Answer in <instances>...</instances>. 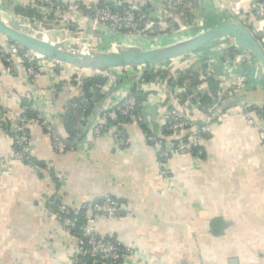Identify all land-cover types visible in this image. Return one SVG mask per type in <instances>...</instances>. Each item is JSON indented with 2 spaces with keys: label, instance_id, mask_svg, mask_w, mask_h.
Masks as SVG:
<instances>
[{
  "label": "crops",
  "instance_id": "crops-1",
  "mask_svg": "<svg viewBox=\"0 0 264 264\" xmlns=\"http://www.w3.org/2000/svg\"><path fill=\"white\" fill-rule=\"evenodd\" d=\"M171 1L157 2L153 11L157 22L144 33L152 34L149 39L167 38L172 44L176 40L171 25L166 23L168 18L178 26L180 22L184 26L194 22L212 26L228 20L230 8L237 2L186 0V9L173 10L160 22L162 6ZM20 4L27 6L28 0H0V17L12 20L16 16L13 10ZM243 9V18L253 23L258 12H264V0L247 2ZM186 12L192 16L191 22ZM90 28L91 24L85 23L82 37L94 39L92 49L99 52L113 51L109 45L113 38L125 37L103 30L91 36ZM74 43L77 47L80 42ZM11 44L0 34L1 48L8 51ZM65 45L69 46V40ZM74 74H80L78 68L62 64L59 72L46 70L29 82L22 65L13 69L0 58V264H74L71 252L77 238L49 212L56 204L75 208L107 197L123 202L127 214L98 218L96 232L133 250L128 264H264V143L259 130L242 115L245 104L264 105V75L255 60L248 68L240 66L231 76L232 81L246 76L248 91L229 98L227 102L237 101L231 108L221 106L216 110L215 115L224 112V118H217L218 123L203 143L202 156L172 157L166 175L161 170L158 149L146 141L147 133L141 125L124 126L133 144L130 147H118L109 136L91 140L100 109L130 94L133 76H122L115 86L103 91L107 100L79 134L91 124L83 147L58 154L44 129L31 120L28 132L32 160L43 167L14 158L18 134L14 115L21 112L23 101L36 92L41 110L54 119L61 133L58 116L70 100L81 97V88L71 83ZM178 86L182 96L191 89L186 83ZM204 91L199 85L191 94ZM169 101L171 107L176 106L175 98ZM156 106L153 100L143 109L144 126L151 134L158 133L154 128L160 117ZM3 117L10 121L13 137L6 132Z\"/></svg>",
  "mask_w": 264,
  "mask_h": 264
},
{
  "label": "built area",
  "instance_id": "built-area-1",
  "mask_svg": "<svg viewBox=\"0 0 264 264\" xmlns=\"http://www.w3.org/2000/svg\"><path fill=\"white\" fill-rule=\"evenodd\" d=\"M158 1L136 0L124 3L123 0H79L78 3H75L66 0H28L27 6L42 16L41 23L53 24L55 26L56 22H59V25L55 26V29L64 35V44L66 40H69L68 47L72 46L73 48L74 42L79 41V47L85 49L88 41L87 38L84 40L82 37V34L85 33L83 31L85 23L91 24V32H88L90 35L97 30H103L106 33L126 35L127 38H132L134 35L140 36L155 25L153 11ZM251 1L253 0H237L230 8L228 20L247 26V20L243 18V5ZM187 7L186 0L171 1L162 6V13L158 15V20L161 22V18L166 19L169 17L171 11L183 10ZM257 19V25L252 30V33L258 38L264 49V12H258ZM143 21L146 27L141 29ZM70 32L73 33V36H70ZM90 35L88 38L92 36ZM222 41H232L233 44L228 42L230 43L228 50L231 48L238 49L237 55L243 61L239 62L237 58L222 60L228 50L225 51V54L219 60L214 58L204 61L205 68L201 71V80L219 77L224 79L219 87L218 96L214 99L207 114H201L198 111L199 103L197 96L201 92L191 94L182 103L180 100L182 96L179 91L180 87L176 83L174 85L168 83L171 78H173L174 82L180 78V74L177 72L178 68L186 67L182 71V74H186L193 64L185 62L186 64L179 65L178 63V65L175 64L169 70L167 68H158V70L169 72L170 76L167 78L155 76L151 80L148 79L147 74H154L159 64L134 65L109 70H85L78 68L80 72L78 75L79 79L76 80L78 84H80L82 78L86 79L89 74H96L107 78L108 83L102 89L103 91H107L110 87L115 86L122 76H133L134 89L141 92L145 97V100L139 104L137 96L131 92L121 102L112 106L102 107L97 119L93 122L91 140L95 142L101 137L109 136L118 147L132 146L133 144L127 137L124 126L128 124L145 125L143 109L149 101L155 100L160 114V127L157 134H147L146 141L158 149L162 173L164 175L167 174V164L174 156L187 155L193 156L196 159L200 158L203 153V143L207 136L212 133L215 124L218 123L217 118L219 120L224 118V112H219L215 115L216 110L214 111V108L219 103H226L229 98L248 91L249 85H247L246 76H238L236 81H232L231 76L233 73L242 65H245L246 68L253 65L254 60L263 73L260 63L251 56L250 52L239 48L234 39L226 38L218 42ZM57 42H59V39H57ZM96 45H98V42ZM113 45L111 48H113ZM226 46L228 45L224 47ZM0 58L13 69H16L19 64L22 65L25 78L29 82H34L35 78L39 74L45 73L46 70L52 74L59 72L63 64L26 49L15 42L11 44L8 51L0 47ZM219 61H222V63H219ZM174 69H176V73L172 72ZM73 86L77 87L76 85ZM201 88L204 89L203 85ZM171 98L177 100L174 107H171L169 101ZM28 101L29 105L23 107L20 113L14 115L15 127L18 132L14 158L27 164L32 161L31 138L28 132L31 121L25 116L27 110L37 114L35 120L51 139L54 149L58 154L74 152L77 146L67 145L61 140L56 130L54 119L47 117L41 110L36 92L32 94ZM85 102H81L82 105L77 107L85 106ZM263 107L264 105L260 103L245 104L243 105L242 115L251 127L259 130L260 138L264 143ZM126 213L127 208L123 202L107 197L75 208H70L60 203L57 208L49 212V215L54 220L62 223L70 232L75 233L77 245L71 252V261L74 264H128L134 255L133 250L124 247L116 240L102 238L96 232L98 218H121Z\"/></svg>",
  "mask_w": 264,
  "mask_h": 264
},
{
  "label": "water",
  "instance_id": "water-1",
  "mask_svg": "<svg viewBox=\"0 0 264 264\" xmlns=\"http://www.w3.org/2000/svg\"><path fill=\"white\" fill-rule=\"evenodd\" d=\"M23 20L24 19L21 21ZM30 22L33 23V21ZM23 24L24 22H21V26L19 27H16L13 24H6L0 17V34L8 38L10 41L18 43L26 49L39 53L48 59L59 61L79 69L109 70L134 65L160 64L188 55L210 43L230 38L234 39L239 48L249 51L254 56L262 66L264 74V49L260 41L252 33L251 28L231 20L218 23L189 39L178 43H172L164 47L144 49L138 46L120 45L117 47L118 52H99L92 49L93 51L91 50L88 53L66 46L62 41L64 37L59 39L62 44L59 43L53 45L43 42L34 37L32 29H26ZM58 25L59 22H56L55 26ZM44 27L49 31L48 36L50 37V40L56 42L58 38L55 36L59 34V31L53 30V25L45 24ZM235 103H237V101L219 103L214 108V111L221 106H223L224 109H229ZM153 112H156V108L153 109ZM199 123L203 124L202 122ZM90 127L91 124L86 132H88ZM154 128L157 133L159 130V124H155ZM86 132L73 141L65 139L59 132L58 133L65 144L83 147L81 146V143L86 137Z\"/></svg>",
  "mask_w": 264,
  "mask_h": 264
},
{
  "label": "trees",
  "instance_id": "trees-1",
  "mask_svg": "<svg viewBox=\"0 0 264 264\" xmlns=\"http://www.w3.org/2000/svg\"><path fill=\"white\" fill-rule=\"evenodd\" d=\"M260 1V0H259ZM78 3V2H75ZM13 13L16 16L25 17L27 19H34L37 21H41L43 18L40 16L35 10L30 8L29 6H22L19 5L13 10ZM185 16H187L188 21L191 22L192 16L189 13H185ZM51 20V19H49ZM155 22H157L155 20ZM188 22V23H189ZM258 19L256 18V21L253 23H248V27L252 30L257 25ZM145 23L144 21L141 23V29L144 27ZM177 28V27H176ZM167 32V31H165ZM147 37H152V34L147 33ZM14 43V42H12ZM239 50L236 48H231L226 52V54L223 56L222 60L226 59H235V56H237ZM186 67H180L178 68L177 72L180 74V78L174 82L173 78L169 79L168 83L171 85H174L175 83L177 85H180L181 83L186 85H189V88H191L188 91V96L191 95V90L194 87H198L199 85L204 88V93H200L197 96L199 108L198 111L201 114H207L208 111L211 108V105L214 101V99L218 96L219 87L222 82L214 79L209 80H201L200 74L201 71L205 68L204 60L200 62L199 66H193L192 68H189L186 74H182L183 69ZM181 72V73H180ZM155 76H163L164 78H167L170 76V73L167 71L157 70L154 74H147L148 79L151 80V78H155ZM71 83L73 85H76L77 87L81 88V97L80 98H74L70 100V102L67 103L66 107L64 108L63 112L58 116V123L62 125L63 130L60 133L65 139L69 141L75 140L79 134L81 133L82 127L86 125V122H89V120L93 117L95 112L98 108L102 107V102L107 100L106 93L103 92V87L107 85L108 80L107 78L96 75V74H89V76L83 80V78L80 81V84L76 81L79 79V76L74 74L72 75ZM132 93L137 96V100L140 103H142L145 99L143 94L139 91H136L135 89L132 90ZM181 96L180 100L181 102H185L188 96ZM185 99V100H184ZM193 99V98H192ZM196 100V98H195ZM85 102V106L78 108L77 106H81V102ZM194 102V100H192ZM29 101L25 99L22 103V107L28 106ZM264 111V107H263ZM25 116L31 121L35 120L37 117V114L33 111L27 110L25 113ZM3 126L6 129V132L10 136H14L11 132V123L8 120H3ZM144 128V131H146L147 134H151L146 128V126H142ZM17 140H18V134H17ZM33 164L35 163L33 160L31 161ZM37 167H43L37 164H34ZM112 198V197H111ZM117 200V199H116ZM58 204H56L57 208ZM53 208V209H55ZM127 208V207H126ZM127 214V213H126ZM125 214V215H126ZM124 215V216H125ZM73 233V232H72ZM75 234V233H73ZM108 240H115L114 238H105Z\"/></svg>",
  "mask_w": 264,
  "mask_h": 264
},
{
  "label": "rangeland",
  "instance_id": "rangeland-1",
  "mask_svg": "<svg viewBox=\"0 0 264 264\" xmlns=\"http://www.w3.org/2000/svg\"><path fill=\"white\" fill-rule=\"evenodd\" d=\"M12 17H13L12 20L7 19V18H6V20L11 21L12 24L15 25L16 27L21 26V22H24L23 25L25 27L28 26V28L32 29L33 33H35L36 36L40 40H42V41L45 40L46 42H49V40L46 39V38H49V36H48L49 31H47L44 27V25L46 23H41L40 21H37L34 19H27L25 17H20V16L19 17L18 16H12ZM22 19H24V20L21 21ZM30 21H33V23H31ZM166 23H169L171 25V27H172L171 30H173V37H174L173 40H176V41H178V40L184 41L186 39H189L190 37L195 36L196 34L202 32V31L206 30L207 28L211 27L210 26L211 24L208 22L207 23L206 22H201V23L194 22V23H191V25L189 23V24H186L185 26L183 25L182 22H180L179 23L180 26H178L177 22H173L170 18H168V21H166ZM51 25H53V24H51ZM214 25L215 24H213L212 26H214ZM166 26H169V25L167 24ZM176 26H177V28H176ZM145 27L146 26H144V28ZM28 28H26V29H28ZM55 28L56 27L54 26L53 30L57 31V29H55ZM148 31L149 30H147L146 32H148ZM115 35H118V34H115ZM122 36H124V35H122ZM137 36L138 35H134L132 38H127L125 35V37H123V39H121V40L117 39V38L114 40V38H113L111 44H109V45H110V47H112L113 44H114L113 47H118L120 45H126V44L127 45H137V46L139 45V47H142L144 49H152V48L164 47V46L170 45L169 39H167V38H164L163 40H161L162 38H153V39L150 38L149 39L144 34L138 36L139 38ZM55 37L58 39H61V37H64V35L59 32V34H57ZM63 40H64V38H63ZM93 40L94 39H90L87 41V44H86L87 47L85 49H83L82 47L80 48L79 44H77L78 46L76 45L77 47L73 46V48L78 50V51L87 50L88 52H90L92 50V45L96 42L95 40H94L95 42ZM228 42H231V44H233L232 41H222V42L217 41L214 43H210L208 45H205L204 47L197 49L196 51H194L188 55H185L183 57H180V58H177L174 60L167 61L168 63L170 62L169 64L167 62H166L167 64L166 63H160L159 65H157L159 67H156V68H157V70H158V68H163V69L167 68V70H169L170 68L174 67L175 64L178 62H187V64L188 63L196 64V63L200 62L201 60H204V61L205 60H212L214 58L215 59L217 58L219 60V58L225 54V51L228 50L229 44H230ZM83 43H86V42H83ZM56 44H58V42L54 43V45H56ZM225 45H228V46L224 47ZM210 52H211V55H209ZM251 56L254 58L253 55H251ZM236 58L239 60V62L243 61V59H241V57L238 55L235 56V59ZM63 64H65V63H63ZM182 64H186V63H182ZM172 72L176 73V69H174Z\"/></svg>",
  "mask_w": 264,
  "mask_h": 264
},
{
  "label": "bare ground",
  "instance_id": "bare-ground-1",
  "mask_svg": "<svg viewBox=\"0 0 264 264\" xmlns=\"http://www.w3.org/2000/svg\"><path fill=\"white\" fill-rule=\"evenodd\" d=\"M3 19V18H2ZM3 21L6 23V24H12V22H10V21H7V20H5V19H3ZM201 33V32H200ZM42 34V33H41ZM47 34V33H46ZM199 34V33H198ZM34 37H36L37 39H39L37 36H36V34L34 33ZM40 40V39H39ZM49 42H46V43H50V44H53L54 45V43H57V41L56 42H52L51 40H50V37H49ZM42 41V40H41ZM43 42H45V41H43ZM178 42H181V40H178V41H176V42H174V43H178ZM62 44L60 41L58 42V44ZM112 52H118L117 51V47H113L112 48ZM82 52H86V53H88V51L87 50H85V51H83V50H81ZM90 51V50H89ZM210 54H211V52H210ZM164 63H166V62H164Z\"/></svg>",
  "mask_w": 264,
  "mask_h": 264
}]
</instances>
